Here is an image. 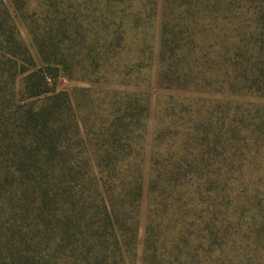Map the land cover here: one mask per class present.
<instances>
[{"label": "rangeland", "instance_id": "obj_1", "mask_svg": "<svg viewBox=\"0 0 264 264\" xmlns=\"http://www.w3.org/2000/svg\"><path fill=\"white\" fill-rule=\"evenodd\" d=\"M165 1L159 0V19L154 32L156 63L151 84L135 86L104 80L93 82L79 79L78 72L76 77H70L61 71L57 91L67 93L70 99V106L65 108L62 105L56 109L57 114L64 112V129L61 132L57 130L55 136L57 117L53 116L48 123L49 130L33 146L30 139L34 134L31 130L34 123L30 122L29 128L25 117L30 105L42 108L50 103L51 97L26 100L22 90L23 74L13 77L9 87L0 92L3 110V114L0 110V156L10 158V165L14 168L19 166L29 174V182L18 176L11 178L0 192L3 196L0 199V219L13 230L0 239L3 245L10 243L11 246L18 242L11 251H20L23 255L13 264H264V201L249 200L254 194L249 178L240 187L235 186L234 190L238 189L236 193L240 192V198L230 196L229 201H217L218 207L230 205L229 217L218 213L214 219L211 215L200 218L203 206L199 200L189 202L187 211L183 208L185 201L181 200L178 205L169 204L156 217L147 204L149 174L155 163L153 156L160 149L172 157V165L167 169L172 175V171L185 176L189 172L204 173L211 169L213 173L227 172L231 179L228 182H232L242 169L246 174L253 171L255 176L260 175L264 184V159L252 152L239 169L235 165V146L221 148L222 144L218 142L216 134L220 124L213 123L210 131L207 130L210 137L203 133L199 138H189L195 136V127L188 125L187 119L185 131H182L183 127L179 130L165 127L178 100L183 103L193 100L196 104L194 110H201L202 113L207 108L215 109L220 102L230 104L228 107L232 110V100L235 99L242 100L252 113L261 114L264 109L262 95L221 92L218 88L214 90L201 85L185 88L184 79L171 80L169 73L167 82L160 79V27ZM4 2L14 17L36 69L43 68L45 64L27 22L11 0ZM39 6L40 0H30L26 13L33 15L39 12ZM125 56L133 59L135 54L133 51L126 52ZM11 66H6L9 79L14 72ZM138 93L147 95L149 111L142 117L140 131L135 132L132 128L127 133L126 139L130 140V144L126 150L124 134L120 129L123 123L120 121L127 107L126 98ZM65 100L62 99V102ZM110 114L112 118H109ZM1 119L15 128L13 132L6 134ZM107 129L111 132H101ZM178 137H182L181 144L175 143ZM10 144L13 148L8 150ZM259 150L264 157V147ZM126 156L134 157L136 163L123 168V172L127 171L131 178L142 172L144 198L140 208L131 198L126 202L108 199L107 204L112 211L118 214L127 211L125 217L120 216L116 221L122 233L112 231V235L108 230H111L113 219L107 218L105 203L98 198L96 178L102 172H117L120 168L115 163ZM4 163L6 160L0 159V169ZM34 178H37L36 183ZM216 178L215 175L210 177L213 180ZM183 183L177 182L175 186L181 187ZM215 185L211 182L205 186L214 188ZM220 186L219 183L218 188ZM126 187H131V184ZM261 191L264 192V186ZM103 192L108 195L105 190ZM48 195L54 197V203L43 201ZM176 208H179V213L172 211ZM253 215L256 216L254 224L250 219ZM185 218L189 220L186 228ZM24 235L29 244L20 247Z\"/></svg>", "mask_w": 264, "mask_h": 264}, {"label": "trees", "instance_id": "obj_2", "mask_svg": "<svg viewBox=\"0 0 264 264\" xmlns=\"http://www.w3.org/2000/svg\"><path fill=\"white\" fill-rule=\"evenodd\" d=\"M11 1L27 22L45 66L36 69L13 15L4 0H0V92L9 87V81L13 77L23 74L22 90L26 100L51 97L50 103L42 108L30 105L25 117L28 121L26 126L31 128L30 122L34 123L31 129L34 134L30 139L32 146L39 143L44 132L47 133L48 123L53 116L60 119L58 123L55 119V136L57 130L61 132L64 129V112L60 109L63 113L57 114L56 109L62 105L65 108L70 106V99L67 93L57 91L61 71L70 77H76L78 72L79 79L93 82L104 80L135 86L151 84L156 63L154 32L159 19V0H40V11L33 15L26 13L30 0ZM160 45L159 77L163 81H168L166 77L169 73L171 80L184 79L185 88L201 85L214 90L218 88L221 92L227 90L264 96V0H166L160 27ZM132 51L134 58H126L125 53ZM9 64H12L11 70L14 71L10 79L6 69ZM146 97L145 93H138L125 100L127 107L120 121L123 123L120 129L124 134L123 145L127 146L126 150L130 144V140L126 139L127 133L132 128L139 132L142 117L149 111V100ZM62 99H66L64 103ZM185 101L186 103L176 101L177 107L173 106L165 125L167 129L179 130L183 127L182 131H185L187 119L186 123L195 127V136L188 133L189 138H199L203 133L210 137L207 130L210 131L213 123L220 124L216 134L218 142L222 144L221 148L235 146V165L239 169L252 152L256 153V157L264 159L259 150L264 147V120L259 122L264 119V109L261 114L252 113L251 108L245 107L242 100L235 99L232 100V110L228 107L230 104L220 102L215 109L207 108L202 113L201 110H194L196 104L193 100ZM258 115L261 116L257 118ZM111 116L110 114L109 118ZM1 123L6 134L15 129L3 119ZM260 124L263 125L259 126ZM101 132H111V129ZM177 140L176 144L182 143V137ZM205 147L210 148L209 145ZM10 148H13L11 144L8 150ZM0 159L6 160V164L0 169V192L1 187L11 178L18 176L24 182H29V174L19 166L14 168L10 165V158L0 156ZM171 159L170 154L162 149L153 156L155 163L149 174L146 201L155 217L159 212L162 213V208L169 204L178 205L181 200L185 201L183 208L186 211L189 202L199 200L203 206L200 218L211 215L214 219L218 213L229 217L230 205L218 207L216 203L218 200H228L230 196L240 198V192L236 193L238 189H234L248 178L250 185L254 187L253 197L249 200L264 201V192L261 191L263 179L260 175L255 176L253 171L246 174L241 169L232 178V182H228L231 179L227 172L213 173L211 169L204 173L189 172L185 176L172 171V175L167 170L172 165ZM135 163L132 156L119 158L115 163L120 168L117 172H102L96 178L98 198L105 203L107 218L113 219L114 225L111 224V230H108L112 235L122 233L117 228L116 221L120 216L125 217L124 213L127 211L121 214L112 211L107 204L108 199L112 202H126L131 198L137 208L143 202L142 172L134 178L127 171L123 172V168ZM211 174L217 178L210 179ZM33 181L36 183L37 178ZM181 181L184 182L181 187L175 186V183ZM201 182L205 184L200 185ZM211 182L217 185L207 188L205 185ZM129 183L131 187H126ZM219 183L221 186L218 188ZM103 190L108 195H104ZM2 197L0 193V199ZM43 201L54 203V197L48 195ZM125 209L126 207L123 210ZM172 211L179 213V208ZM255 218V215L250 217L253 224ZM188 221L185 218V228ZM3 223L0 219V238L13 232ZM112 235L109 233L113 238ZM2 239L0 264H13L15 260H21L22 252L11 251L18 242L11 246L10 243L3 245ZM27 243L29 244L24 235L19 246L26 247ZM119 243H116L117 246Z\"/></svg>", "mask_w": 264, "mask_h": 264}]
</instances>
